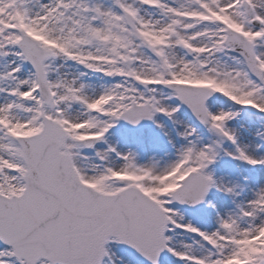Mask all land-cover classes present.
Returning a JSON list of instances; mask_svg holds the SVG:
<instances>
[{
  "label": "snow or ice",
  "instance_id": "snow-or-ice-1",
  "mask_svg": "<svg viewBox=\"0 0 264 264\" xmlns=\"http://www.w3.org/2000/svg\"><path fill=\"white\" fill-rule=\"evenodd\" d=\"M248 110L264 0H0V264H264Z\"/></svg>",
  "mask_w": 264,
  "mask_h": 264
},
{
  "label": "bare ground",
  "instance_id": "bare-ground-1",
  "mask_svg": "<svg viewBox=\"0 0 264 264\" xmlns=\"http://www.w3.org/2000/svg\"><path fill=\"white\" fill-rule=\"evenodd\" d=\"M252 113H255L254 110H248ZM251 117V116H250ZM248 117V118H250ZM184 119H186L184 117ZM243 120V118H241V121ZM258 122H263L261 120H255ZM167 123V122H166ZM247 125L251 130H252V125L255 127L256 124H245ZM169 127H171V125H168ZM203 131L205 132V130H202L201 132L203 133ZM144 134L145 135H151L153 137H155L160 143L161 145H163V138L159 136V133L155 130L152 129L150 126H148L147 129L144 130ZM247 139H251V137H248ZM247 139L245 140V142H247ZM258 143V142H257ZM256 155H264V148H260L256 151ZM259 174L260 177L264 178V169H252L251 167L238 162V161H232L230 159H223L222 161H220L217 166H216V175L217 177L224 175L226 179H230V180H239L241 184L245 183V180L243 179L244 177H247V183L249 185H252L253 183V178ZM247 194V193H246ZM218 199L223 200L225 199L224 197H218ZM184 223L187 222H191L193 223L194 226L201 228L202 230L207 229L208 227H210V225L208 223H205L202 218L198 215H188V214H184ZM199 239L198 237L192 236L191 234H187V233H182V232H177V235L175 237V242L177 244H180L181 242L183 243H192L193 240ZM138 263V260L136 258L135 260V264ZM171 264H178V262H176L174 259H172Z\"/></svg>",
  "mask_w": 264,
  "mask_h": 264
},
{
  "label": "rangeland",
  "instance_id": "rangeland-1",
  "mask_svg": "<svg viewBox=\"0 0 264 264\" xmlns=\"http://www.w3.org/2000/svg\"><path fill=\"white\" fill-rule=\"evenodd\" d=\"M259 115V114H258ZM186 119H187V117H185ZM261 119V121H263V123H264V118H262V117H260ZM242 123H244V124H253V121L251 120V119H248V118H245L244 120H242ZM254 124H256V126L254 127L253 125H252V131H255L257 128H259L260 127V124H257V123H254ZM148 128V127H147ZM147 128H145V129H147ZM144 129V130H145ZM201 131L202 130H205V132L203 131V133H202V139L204 140V142L205 143H207L212 137H211V134L210 133H208L207 132V130L206 129H203V128H201L200 129ZM181 211H183V210H181ZM139 262V261H138ZM137 264H139V263H137Z\"/></svg>",
  "mask_w": 264,
  "mask_h": 264
}]
</instances>
